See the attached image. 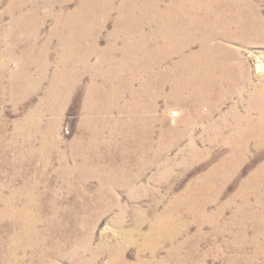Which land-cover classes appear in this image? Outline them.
Listing matches in <instances>:
<instances>
[{
    "label": "rangeland",
    "instance_id": "obj_1",
    "mask_svg": "<svg viewBox=\"0 0 264 264\" xmlns=\"http://www.w3.org/2000/svg\"><path fill=\"white\" fill-rule=\"evenodd\" d=\"M186 1L0 0V264H264L254 91L196 93L185 34L225 17ZM226 46L264 84V45Z\"/></svg>",
    "mask_w": 264,
    "mask_h": 264
},
{
    "label": "bare ground",
    "instance_id": "obj_2",
    "mask_svg": "<svg viewBox=\"0 0 264 264\" xmlns=\"http://www.w3.org/2000/svg\"><path fill=\"white\" fill-rule=\"evenodd\" d=\"M186 3L188 4L186 5V12L195 11L202 17L214 11V6L219 4V6L222 7L219 14L225 17L223 21H220L216 25H207L205 24V20L202 19L200 25H198L197 31L193 33L187 31L185 34L184 45L186 49H190L194 44H198L200 50L205 52L203 63L207 64V69L205 70L206 77H201L197 82L196 93L200 96H207L203 91L211 89V84L213 83L211 80H206L209 75L216 76L213 86L219 89L220 96L218 98L221 99L222 97V100L231 95L244 96L246 91L250 92L253 90L254 93L251 96L249 105L250 117L247 119L250 120L249 126H247L250 133L242 135V137L240 136L239 140L244 142L254 140L258 144L262 143L264 137L255 138L258 132H264V84L251 86L250 83L244 79L245 62L242 60L239 50H234L226 46V43H237L242 46L264 45V22L259 18V11L255 8L254 1L187 0ZM238 27H241V29L239 30ZM185 47H183V57L187 60L189 59V54L186 55ZM237 60H239L242 65L236 62ZM221 66H225V68L220 70L219 68H221ZM188 71L189 69L185 70V73L187 74ZM216 74H219V76ZM183 83L185 84V91L189 90L192 86L190 79L185 78ZM113 86L117 87L118 84H114ZM129 86L131 87V84L124 90L122 85L119 84L120 89H123V91H130ZM112 101L115 104L114 97ZM257 107H262L261 112L257 113L254 110V108ZM253 113L259 115L255 121H253L252 118ZM243 123H245V121H243ZM238 124H242V121L238 122ZM229 166L227 168L224 166L225 168H221L218 173H227V169L231 168V166ZM221 182H225V180H221ZM221 214L222 213H218V217H220ZM18 215L20 217L28 216L25 211L19 212ZM23 220L27 222V225H30V220ZM29 234L35 236L34 231L31 232L30 229Z\"/></svg>",
    "mask_w": 264,
    "mask_h": 264
}]
</instances>
